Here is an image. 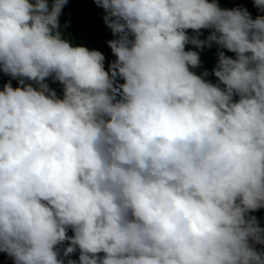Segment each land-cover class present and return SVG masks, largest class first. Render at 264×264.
<instances>
[{"label": "clouds", "instance_id": "obj_1", "mask_svg": "<svg viewBox=\"0 0 264 264\" xmlns=\"http://www.w3.org/2000/svg\"><path fill=\"white\" fill-rule=\"evenodd\" d=\"M95 3L110 62L61 24L68 0H0V69L19 81L0 88V252L264 264V0L255 16L219 0Z\"/></svg>", "mask_w": 264, "mask_h": 264}, {"label": "trees", "instance_id": "obj_2", "mask_svg": "<svg viewBox=\"0 0 264 264\" xmlns=\"http://www.w3.org/2000/svg\"><path fill=\"white\" fill-rule=\"evenodd\" d=\"M90 0H82L84 4H87ZM92 3L90 4L93 14H94V19H95V29L93 34L91 35L93 39V46H90L88 43H84L83 45H86L90 48H94L97 50L102 51L105 54L106 61L110 62L116 57L112 54V50L110 46L108 45L107 41L110 39H113L112 32L107 35V30L104 27V19L103 15L99 12V7H97L95 0H91ZM221 5L227 6V7H235L237 5L240 6H246L248 9L253 13L255 16L257 14V10L253 7V0H219ZM86 11L80 7V8H68L66 10V15H65V20L67 23L69 22H74L75 27L77 29H83V34L84 36H87L86 29H84L82 26L87 24V19H86ZM63 22V18L61 17V23ZM204 35L207 36L209 33V30H203ZM189 33H192V30H189ZM191 47V45H189ZM218 51L217 47H213L211 49L205 48L200 55H201V61H202V68H207V69H212L215 64L217 63L218 57L216 55ZM226 54L234 56V53L228 52L227 50H224ZM105 67H108V63L105 64ZM199 71V70H198ZM210 80L213 82L217 79L214 76L209 77ZM11 80L13 83V86H18L19 81L12 78L9 75H6L3 73L2 69H0V88L3 87V85ZM46 82L49 83L50 87L55 89L57 91V94L60 95L61 97L63 96V86L60 84L58 81H54L51 77L46 78ZM121 83L123 82L122 80L120 81ZM25 83H32L34 87H38V85L30 80H26ZM257 215L260 220L262 226H264V209H261L260 211L254 213ZM73 233L71 230H69V235L71 236ZM66 247V245L61 246V252L63 251V248ZM258 248L264 247V246H257ZM79 257V251L76 253L72 254V258L78 259ZM0 264H14L12 258H10L6 253L0 252Z\"/></svg>", "mask_w": 264, "mask_h": 264}, {"label": "rangeland", "instance_id": "obj_3", "mask_svg": "<svg viewBox=\"0 0 264 264\" xmlns=\"http://www.w3.org/2000/svg\"><path fill=\"white\" fill-rule=\"evenodd\" d=\"M92 3V1L90 0L87 4H84L82 2V0H68V4L65 6V8L63 9V14H62V18H63V22L61 23L62 25L67 23L65 20V15H66V10L68 8H70L72 6V8H80L82 7L85 11H86V19H87V24L83 25L82 27L84 29H86L87 32V36H84L83 34V29H77L75 27L74 22H69L68 24V33L71 34L72 37L75 38V40L80 43V44H84V43H88L90 46H93V39L91 37V35L94 32L95 29V19H94V14L92 11V8L90 6V4ZM99 12L104 16L105 11L104 9L99 7ZM104 27L107 30V35L111 33V30L107 27V25L104 22Z\"/></svg>", "mask_w": 264, "mask_h": 264}]
</instances>
